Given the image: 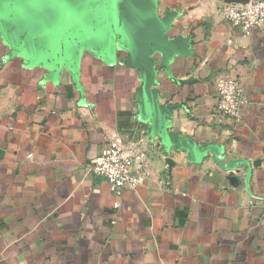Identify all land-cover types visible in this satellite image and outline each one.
<instances>
[{"label":"crops","instance_id":"crops-1","mask_svg":"<svg viewBox=\"0 0 264 264\" xmlns=\"http://www.w3.org/2000/svg\"><path fill=\"white\" fill-rule=\"evenodd\" d=\"M155 1L166 139L146 70L125 64L122 0H63L52 37L0 0V264H264V26L223 21L238 0ZM225 77L237 120L217 109ZM109 132L136 143L134 189L91 172Z\"/></svg>","mask_w":264,"mask_h":264},{"label":"water","instance_id":"water-1","mask_svg":"<svg viewBox=\"0 0 264 264\" xmlns=\"http://www.w3.org/2000/svg\"><path fill=\"white\" fill-rule=\"evenodd\" d=\"M63 0H20L18 22L21 26L30 24L39 19L46 27V32L59 33L62 36L68 31L67 14L62 11ZM229 3H247L244 0ZM155 0H122L120 14L119 36L121 42L128 49L125 64L135 69H145V79L140 94L150 96L155 110L151 132L162 139L167 136L160 133L157 125V114L159 106L156 95L149 87L155 82L157 71L148 59L151 48L155 45L164 46L162 33L168 28L165 20L156 18ZM66 40V38L64 39Z\"/></svg>","mask_w":264,"mask_h":264},{"label":"built area","instance_id":"built-area-1","mask_svg":"<svg viewBox=\"0 0 264 264\" xmlns=\"http://www.w3.org/2000/svg\"><path fill=\"white\" fill-rule=\"evenodd\" d=\"M219 16L228 24L239 27L245 35L264 26V1L250 0L247 3H227L220 7ZM218 111L226 117L239 119L244 103L241 89L234 78L217 79ZM107 145L96 157L91 167L94 176L105 180L113 193L129 186L135 188L137 180L131 178L135 159V142L126 144L117 132H109ZM115 207H119L115 203Z\"/></svg>","mask_w":264,"mask_h":264},{"label":"snow or ice","instance_id":"snow-or-ice-1","mask_svg":"<svg viewBox=\"0 0 264 264\" xmlns=\"http://www.w3.org/2000/svg\"><path fill=\"white\" fill-rule=\"evenodd\" d=\"M121 11L123 12V9H121Z\"/></svg>","mask_w":264,"mask_h":264}]
</instances>
